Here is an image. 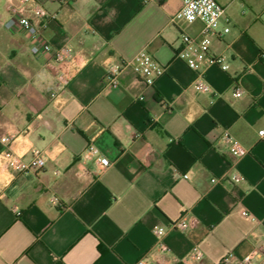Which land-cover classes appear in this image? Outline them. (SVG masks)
Listing matches in <instances>:
<instances>
[{
    "label": "crops",
    "instance_id": "0c3cea01",
    "mask_svg": "<svg viewBox=\"0 0 264 264\" xmlns=\"http://www.w3.org/2000/svg\"><path fill=\"white\" fill-rule=\"evenodd\" d=\"M36 1L49 13L44 38L73 58L60 89L52 57L1 26L9 13L0 0V264H221L251 251L264 235V36L256 41L246 2L217 0L231 31L211 52L230 69L208 67L200 93L198 71L176 56L181 33L203 27L174 22L182 0ZM143 49L165 67L153 86L131 68L117 86L105 82L109 64ZM226 131L246 156L220 143ZM5 151L25 163L44 154L46 165L15 172ZM98 156L110 162L104 171ZM182 216L192 226L166 235L167 252L155 250L154 229Z\"/></svg>",
    "mask_w": 264,
    "mask_h": 264
},
{
    "label": "built area",
    "instance_id": "2783aa9c",
    "mask_svg": "<svg viewBox=\"0 0 264 264\" xmlns=\"http://www.w3.org/2000/svg\"><path fill=\"white\" fill-rule=\"evenodd\" d=\"M6 1L9 16L1 23V26L10 31H23L31 41L30 50L33 55L52 57L53 67L58 74L61 89L68 83L67 73L62 67L73 58V49L68 46L54 49L44 38L42 31L45 21L49 18V13L36 0ZM182 2V9L176 15L174 22L194 24L199 21L203 24V27L197 36H192L186 32L181 33V48L176 56L190 69L198 71V76L193 83L194 89L200 93H207L209 85L205 77L206 69L210 66H218L223 71L230 69V62L226 57L211 52L213 41L224 39L231 31L229 19L225 17L226 8L217 0H182ZM261 56L264 59V51ZM126 68L133 69L148 86H153L156 80L165 73V67L146 49H143L130 59L122 57L118 62L109 64L104 77L105 82L109 86H117L120 74ZM241 94L242 89L236 88L235 95L240 96ZM259 137L264 141V130L259 131ZM11 140L12 138L9 136L4 138L7 144ZM220 143L226 145L230 153L238 159L249 153V150L227 131L221 136ZM96 154L95 145L90 144L86 155L93 157ZM3 159L4 165L15 172L37 171L46 165V156L41 153L35 154L29 163L23 162L18 155L11 151H5ZM96 161L99 164V171H104L110 166L108 158L104 156H98ZM183 177L188 178V175L185 174ZM230 179L233 182H238L243 177L239 174H232ZM211 181L213 183L221 182L218 178H212ZM242 215L252 218L247 210H243ZM191 226L190 218L182 216L167 226L156 227L154 229L156 236L155 250L163 253L167 252L169 248L165 242L166 235L171 231L185 232ZM191 256L195 260H201L203 253L198 246H194ZM146 260L147 258L144 257L137 264H147ZM221 264H264V235L259 238L252 250L247 254L241 257L229 254L222 259Z\"/></svg>",
    "mask_w": 264,
    "mask_h": 264
},
{
    "label": "rangeland",
    "instance_id": "374dc122",
    "mask_svg": "<svg viewBox=\"0 0 264 264\" xmlns=\"http://www.w3.org/2000/svg\"><path fill=\"white\" fill-rule=\"evenodd\" d=\"M247 4L246 10L250 13V18L256 20V27L261 35L256 37V41H262L264 33V0H244Z\"/></svg>",
    "mask_w": 264,
    "mask_h": 264
}]
</instances>
